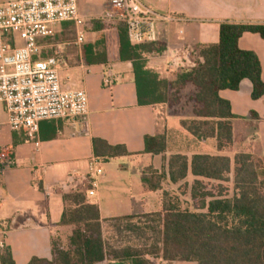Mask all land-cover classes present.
<instances>
[{
    "label": "crops",
    "instance_id": "obj_1",
    "mask_svg": "<svg viewBox=\"0 0 264 264\" xmlns=\"http://www.w3.org/2000/svg\"><path fill=\"white\" fill-rule=\"evenodd\" d=\"M76 1L86 24L83 41L76 43L71 21L59 22L53 25L49 35L37 38L38 51L33 58L57 65L63 89L85 91L87 115L41 121L37 135L28 139L22 130L9 127L6 109L0 103V147L10 148L16 160L14 166L0 175V254L8 248L13 264H28L33 257L51 260L52 239H57L63 248L68 247L74 226L60 223L66 207L64 193L81 192L88 203L97 206L103 237L107 239L106 231L111 230L109 221L113 219L161 213L164 192L190 199L194 180L222 183L194 176L189 168L184 178L171 182L170 156L184 155L188 163L195 154L228 157L230 180L223 183H229V187H232L236 152L264 158V94L252 99L247 79L240 82L237 90L218 92L221 99L228 101L233 115L232 147L219 150L215 137H199L181 124L184 119H194L190 114L170 115L165 103H137L132 64L118 60L115 37L111 46L106 40V62H85L83 46L106 39L107 28L96 29V26L119 22L106 19L108 0ZM140 2L157 15L176 17L172 22L155 19L147 27V33L154 39L145 42H159L164 49L161 53L143 54L146 67L163 78H172L179 70L192 68L194 60L189 53L197 45L217 43L222 22L264 24V0ZM238 47L257 55L264 83V40L256 33L244 32L238 39ZM105 75L113 80L110 87L102 84ZM154 135L164 136L165 150L157 154L144 152V137ZM93 139L111 146L123 145L128 154L99 159L94 155ZM93 160H97L101 172L91 175ZM147 168L164 172L159 189L150 190L142 182ZM89 190L93 193L89 194ZM147 258L154 264H196L163 260L159 254ZM108 263L118 264L107 260L97 264Z\"/></svg>",
    "mask_w": 264,
    "mask_h": 264
},
{
    "label": "trees",
    "instance_id": "obj_2",
    "mask_svg": "<svg viewBox=\"0 0 264 264\" xmlns=\"http://www.w3.org/2000/svg\"><path fill=\"white\" fill-rule=\"evenodd\" d=\"M101 28L108 30L106 39L83 46L86 63L106 62V40L111 46L115 37L118 60L132 64L139 105L165 103L170 115H182L181 106L187 104L194 119H184L181 124L188 131L199 137H215L219 150L232 147L233 115L228 101L221 99L218 92L237 90L240 82L247 79L252 99L264 94L257 55L238 47V39L244 32L256 33L264 40V24L222 22L219 41L195 46L189 53L194 66L179 70L172 78L160 77L146 67L143 54L161 53L164 49L161 43H130L121 22L116 25L103 22L96 26ZM144 144V152L153 154L163 152L166 147L162 135L145 136ZM93 148L99 159L128 154L123 145L111 146L99 139H93ZM188 168L194 176L222 181L192 182L190 200L195 210L182 208L178 196L164 192L161 213L109 221L113 222L111 227L116 233L136 232L140 228L153 231L158 237H153L149 247L143 249L105 239L97 206L88 203L83 193L69 192L63 194L66 207L60 219L61 224L74 226L68 247L63 248L57 239H52V259L33 257L28 264H97L106 260L118 264H154L147 256L157 254L163 260L196 264H264V158L236 152L231 188L223 183L230 180V160L226 156L195 154L188 163L186 156L172 155L168 160L169 180H181ZM164 177V172L147 168L142 182L148 189L157 190ZM134 218H145L152 223L143 221V226L137 225L130 222ZM0 264H13L8 248L1 251Z\"/></svg>",
    "mask_w": 264,
    "mask_h": 264
},
{
    "label": "built area",
    "instance_id": "obj_3",
    "mask_svg": "<svg viewBox=\"0 0 264 264\" xmlns=\"http://www.w3.org/2000/svg\"><path fill=\"white\" fill-rule=\"evenodd\" d=\"M106 19L125 25L130 43L154 39L147 27L155 19L172 22L170 14L157 15L140 0H108ZM71 21L75 41L84 39L85 21L76 0H0V103L7 112L11 129L22 130L33 139L44 120L84 117L88 113L87 96L83 89H63L57 65L50 60L34 59L37 38L50 34L53 25ZM105 87L113 80L105 75ZM16 163L8 147H0V175ZM91 175L101 169L97 160L90 166ZM93 191L89 190V194Z\"/></svg>",
    "mask_w": 264,
    "mask_h": 264
},
{
    "label": "rangeland",
    "instance_id": "obj_4",
    "mask_svg": "<svg viewBox=\"0 0 264 264\" xmlns=\"http://www.w3.org/2000/svg\"><path fill=\"white\" fill-rule=\"evenodd\" d=\"M190 106L189 105H183L181 106L180 113L182 116H189L190 114ZM168 111V109H167ZM229 184V183H228ZM227 184V185H228ZM231 188V186H230ZM180 205L182 208H187L189 210H195L194 203L190 201L189 198H180ZM145 221V218H134L130 220V222L135 223L137 225L143 226ZM113 222H110L109 225L111 226ZM146 223H152V222H146ZM125 224V221L121 222V225L123 226ZM157 225V223L155 224ZM106 237L110 239V241L116 243H130L134 245H138L139 247H142L143 249L149 247L151 241L153 240V237H158L157 234L154 235V232L151 230H148L147 228H143L140 230H137L136 232L128 231V230H122L121 233H116L112 227L110 231H106ZM119 240H121L119 242Z\"/></svg>",
    "mask_w": 264,
    "mask_h": 264
}]
</instances>
